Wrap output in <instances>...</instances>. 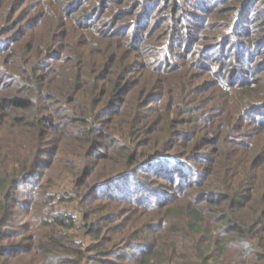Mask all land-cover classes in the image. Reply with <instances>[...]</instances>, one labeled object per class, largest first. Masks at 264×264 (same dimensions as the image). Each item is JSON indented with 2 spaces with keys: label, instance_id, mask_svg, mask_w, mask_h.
I'll list each match as a JSON object with an SVG mask.
<instances>
[{
  "label": "trees",
  "instance_id": "16d2710c",
  "mask_svg": "<svg viewBox=\"0 0 264 264\" xmlns=\"http://www.w3.org/2000/svg\"><path fill=\"white\" fill-rule=\"evenodd\" d=\"M162 1L0 8V264H264V0L193 1L214 81Z\"/></svg>",
  "mask_w": 264,
  "mask_h": 264
},
{
  "label": "rangeland",
  "instance_id": "374dc122",
  "mask_svg": "<svg viewBox=\"0 0 264 264\" xmlns=\"http://www.w3.org/2000/svg\"><path fill=\"white\" fill-rule=\"evenodd\" d=\"M48 1L49 0H0V8L5 11V14H7L6 16L10 18L12 15L10 20L6 22L10 27V30H7L8 32H6V34L8 33V36L15 37L19 35V32L28 33V31L33 28L34 34L38 35V31L39 29H41L42 25L41 20L45 16L54 19L57 15V11L54 9V6H50L48 10L44 9ZM67 1H69L71 7H77L78 5V0ZM193 1L194 0H180V2H178L179 8H176L171 11L170 9L166 8V0H164V2L162 1L160 3V6L158 8H150V10L148 11L150 18H148L145 23H153L154 25H157L158 32L162 31V26L160 25H163V36L165 38V33L167 31L165 29V26L169 23V20L175 21L174 24H176V26L178 27V31L180 32L178 42L181 48H179V51L186 52L187 47L195 49L196 46L202 45L203 49H207L206 51L208 55L212 57V59L217 58L215 61L213 60L210 65H208L212 66V69L208 73H204L201 77V79H206L207 81H214L215 79H218V74L216 72L215 67L218 66V62L220 59L218 48H216V50L210 48V45L213 41L210 37L214 34L215 30L217 29L214 28V23L211 22L208 23V28H203L204 26H200V22H204L207 16L205 12H202L201 10H196V7L198 6ZM202 1V3H204L205 5H213L216 6V8L226 5L225 0ZM82 11L83 10L79 9L78 13H81ZM219 11H222V9H219ZM169 14H171L172 16L170 17ZM88 16L89 13L84 16L83 21H89ZM246 25V28H250L252 23L248 22L246 23ZM145 28H143L142 26L140 29L144 31ZM239 35L241 37L242 34L240 33ZM0 44V48L4 47V43L1 42ZM143 51L144 53L142 60L147 63L144 55H146L147 51L149 50L143 49ZM208 63V60H206L205 64ZM231 104L232 101L230 100V107L232 106Z\"/></svg>",
  "mask_w": 264,
  "mask_h": 264
}]
</instances>
